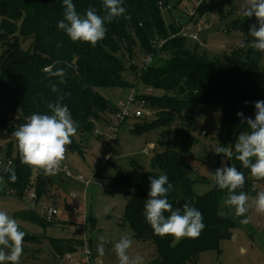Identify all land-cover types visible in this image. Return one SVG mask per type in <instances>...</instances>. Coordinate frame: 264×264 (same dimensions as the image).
Wrapping results in <instances>:
<instances>
[{"label": "trees", "instance_id": "obj_1", "mask_svg": "<svg viewBox=\"0 0 264 264\" xmlns=\"http://www.w3.org/2000/svg\"><path fill=\"white\" fill-rule=\"evenodd\" d=\"M73 3L81 15L89 7L104 15L102 0H73ZM181 4L182 0H123L126 15L131 19L121 16L106 23L105 38L93 47L90 43L73 42L58 27L64 17L63 0H0V47L4 48L0 56V131L9 141L1 152L6 161L12 162L11 168L17 177L12 182L10 173L4 171L6 167L0 166L3 184L21 199L34 192L37 204L41 199H51L52 187L61 181L22 164L13 135L30 115L51 114L47 104L55 102L58 93L51 90L50 83H57L62 93H70L61 103L67 105L77 132L67 150L84 158L88 154L85 141L91 137L101 148L104 134L119 111L100 90L119 91L131 87L123 77L130 70L137 79L134 89L140 92L138 87L142 85L144 91L151 93L146 96L141 91L142 94L135 97L136 104L142 106L145 113L136 118L132 133L140 135L167 129L170 135L167 141L158 142L162 150L152 159L151 171L139 169L115 176L112 185L115 191L132 192L125 207L124 221L135 238L154 242L160 264H195L200 253L217 250L221 241L231 239L233 231L243 226L247 218V213L237 216L234 208L225 204L227 189L214 185L213 190L202 196L193 192L186 161L197 141L193 126L197 107L221 108L220 141L226 147L240 133L250 131L237 112L254 119L255 102L264 100V85L259 84L264 75L261 64L264 52L239 47L221 63L188 49V38L179 35L178 26H167L162 17L164 10L178 9ZM217 7L215 0H206L191 18L201 19ZM250 26L243 21L233 24V28L242 32L246 44L253 39L248 35ZM29 42L28 48H23V44ZM139 56H142L143 65L140 70L134 63ZM148 57H152V61L146 66L144 60ZM57 61L55 68H63L66 73L63 84L59 83V78H49L43 71ZM149 112L154 113V118L142 119ZM98 127L104 128L100 129L102 135H95ZM236 155L233 153L230 161L245 176V184L236 194L243 191L250 198L255 197L260 187L264 188V179L253 177ZM161 174L167 175L173 185L167 196L173 210L183 212V205L188 203L202 213L205 228L199 237L184 238L173 245L174 237L154 234L147 223L144 206L150 178H158ZM68 182L74 183L71 179ZM168 215L170 213L165 212V216ZM15 217L42 228L58 224L39 218L30 209L16 213ZM49 243L55 255L61 258L83 244L80 239H50Z\"/></svg>", "mask_w": 264, "mask_h": 264}, {"label": "rangeland", "instance_id": "obj_2", "mask_svg": "<svg viewBox=\"0 0 264 264\" xmlns=\"http://www.w3.org/2000/svg\"><path fill=\"white\" fill-rule=\"evenodd\" d=\"M198 1L182 0L178 9L164 10L162 12L164 22L167 26L172 25L174 28L179 23L178 29L188 25L191 34L197 33L198 41L187 39V48L224 63L225 56L239 48L238 42L244 40L242 32L233 28L234 22L243 21L256 26L259 24L255 21V16L248 18L242 15L240 0H229V2L215 0L219 7L206 13L201 19H192L189 16L197 7ZM25 44L23 48L27 49L30 42ZM3 50L4 48L0 47V56ZM134 63L138 70L142 69V56H139ZM261 64L264 68V57ZM123 77L131 87L119 91L100 90V93L114 105L121 101L125 102L137 83L136 76L130 70H127ZM259 84L264 85V75L260 78ZM138 90L144 91V87L139 85ZM150 94L144 91V95ZM134 106L139 108L137 104ZM153 118L154 113L149 112V115L142 119L152 120ZM137 121L138 119H130L118 128L111 160L100 176L92 181L86 192H84V184L80 182L74 180V183L69 184L68 180L71 178L67 177L62 170L66 169L73 176L79 173L85 180L90 178L93 160L101 157L98 155L100 145L95 144L90 136L88 141H85L88 154L82 158L67 150L66 158L61 163L59 171L51 175L61 180L55 182V186L52 187L49 194L51 199H41L36 204L30 199V195L21 199L11 193L6 185L0 183V210L6 211L13 217L19 224L20 230L26 233L19 264H67L64 257L55 255L49 240L83 238L81 226L84 222L86 238L94 252L95 264H119L114 245L124 235L132 240V246L128 250L130 257H142L143 264H160L161 259L154 242L135 238L124 221L125 207L132 192L123 189L115 191L112 185V178L115 176L133 173L139 169L151 171L152 159L158 151L162 150L158 142L167 141L169 138L170 134L167 129L134 135L132 130ZM193 126L197 141L186 161V171L193 181L194 194L202 196L214 188L211 173H214L217 168L233 166V164L224 154L215 152L218 147H223L220 141L221 108L219 106L199 105ZM97 129L104 128L98 127ZM238 136L226 146L232 148L233 153H236L234 145ZM8 142L0 131V151H5ZM260 191H264V188L260 187ZM71 192L77 194V200L69 197ZM50 206L59 211V215L53 220L58 223L54 227L42 228L15 217L16 213L30 209L46 221L44 208ZM74 206L79 207L81 215L71 211ZM246 219L248 222L234 230L231 239L221 241L217 250L200 253L195 264H264V214H258L254 207H249ZM183 239L175 240L173 245ZM100 246H103L102 255L98 251Z\"/></svg>", "mask_w": 264, "mask_h": 264}, {"label": "clouds", "instance_id": "obj_3", "mask_svg": "<svg viewBox=\"0 0 264 264\" xmlns=\"http://www.w3.org/2000/svg\"><path fill=\"white\" fill-rule=\"evenodd\" d=\"M102 3L103 16L97 14L93 7H89L84 15H81L77 12L73 0H63L64 17L58 22V27L64 30L73 42H86L94 47L105 38L106 23H111L121 16L131 19L130 15H126L123 0H102ZM240 5L242 15L248 18L255 16L259 27L251 25L248 35L253 39L247 44L239 41L238 46L264 52V0H240ZM57 63L59 61L46 66L43 71L49 78H59V83L63 84L66 73L63 68H55ZM50 87L53 92L58 93L57 100L47 104L51 114L34 113L13 133L21 163L42 170L45 175H53L59 171L66 158L67 148L72 143L71 138L77 132L67 105L61 103L70 93H62L55 82L50 83ZM247 103L246 101L245 104ZM254 106V119L246 118L243 112H237L241 122L246 124L250 131L239 134L234 150L237 153L236 159L244 168L250 169L253 177L264 179V100L256 101ZM215 152L224 154L229 160L233 156V150L229 147H218ZM4 171L10 173L12 182L16 181L17 177L11 167ZM211 176L215 186L222 190L227 189L229 194L224 202L234 208L237 216H244L249 207H254L258 214H264V191L258 192L252 198L243 191L236 194L237 189L243 188L245 176L235 166L217 168ZM0 183H3L2 176ZM172 189L173 185L167 175L150 178V190L144 206L147 223L154 234L160 237L170 235L177 241L199 237L205 228L202 213L188 203L183 205V212L180 209L173 210L167 199ZM165 212L170 215L166 217ZM243 222L248 221L245 219ZM25 235L14 218L6 211L0 210V264H19ZM131 246L132 240L127 235L121 236L115 243L114 251L119 264H143L142 257L129 256L128 250ZM98 251L102 255L103 246H100Z\"/></svg>", "mask_w": 264, "mask_h": 264}, {"label": "built area", "instance_id": "obj_4", "mask_svg": "<svg viewBox=\"0 0 264 264\" xmlns=\"http://www.w3.org/2000/svg\"><path fill=\"white\" fill-rule=\"evenodd\" d=\"M204 1L206 0L198 1L197 7L194 9V11L191 12L189 17L194 16L196 9ZM177 26H179V23H177ZM190 32H191L190 27H188V25H184L180 29L179 35L184 36L188 39H192L194 41H198L197 33L191 34ZM151 61H152V57H148L144 60V63L147 66L151 63ZM141 94L142 92H137L136 89H133L132 94L125 102L121 101L117 104L119 111L117 114L114 115L112 125L108 128V131H106V133L104 134L105 140L102 142V146L99 150V154L101 157L95 158L93 160V169H91L90 171L91 176L88 180H85V178L79 173L76 176H73L68 171H66V169L62 170L67 177L69 176L71 178V180L73 181L75 180V182H80L84 184V192H86L87 188L96 178L97 173L103 168H105L110 162L112 151L114 149L115 141H116L115 135L116 132L118 131V128L127 119L140 118L145 113V110L142 108V106L140 107L139 105V108H135L134 106L136 104V100H135L136 95H141ZM95 135H102V132L100 130H97L95 131ZM0 166H4L6 168L12 166V162L6 161L1 151H0ZM104 185H106V182H104ZM29 195L31 200L35 201L37 199L36 194L34 192L30 193ZM69 197L73 200L78 199V196L75 192H71L69 194ZM84 200H85V196H84ZM44 209L46 212V220L48 222H52L59 215V211L55 207L50 206V207H45ZM71 211L75 214L81 215L80 209L77 206L72 207ZM81 230L83 232V238H80V240L83 242V244L80 247H78L75 252L66 254L64 256V259L67 264H95V257L93 254V250L85 234V222L81 226Z\"/></svg>", "mask_w": 264, "mask_h": 264}, {"label": "crops", "instance_id": "obj_5", "mask_svg": "<svg viewBox=\"0 0 264 264\" xmlns=\"http://www.w3.org/2000/svg\"><path fill=\"white\" fill-rule=\"evenodd\" d=\"M93 254H94V252H93Z\"/></svg>", "mask_w": 264, "mask_h": 264}]
</instances>
